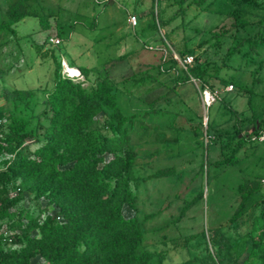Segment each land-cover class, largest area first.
I'll list each match as a JSON object with an SVG mask.
<instances>
[{
    "label": "rangeland",
    "instance_id": "1",
    "mask_svg": "<svg viewBox=\"0 0 264 264\" xmlns=\"http://www.w3.org/2000/svg\"><path fill=\"white\" fill-rule=\"evenodd\" d=\"M12 1L0 0V20L5 19L4 10ZM194 1L184 0L183 13L159 29L150 25V10L155 9L152 0H24L28 9L39 14L45 13L44 8L51 9L49 28L40 29L35 17L26 16L13 25L16 38L0 33V69L4 70L0 94L3 88L33 92L26 106L19 101L14 106L0 95L2 123L4 115L13 111L29 115L35 122L52 85L51 53L59 61L60 75L73 76L85 87L94 82L95 76L84 79L78 71L69 74L65 66L70 62L94 68L93 74L107 70L116 83L140 72L156 77L137 85L128 81L126 86L131 90L121 94L120 101L124 112L135 114L130 134L136 152L135 181L130 186L136 209L125 208L123 214L141 219L152 213L143 221L142 230L144 246L160 253L159 262L154 264H181L186 260L189 264H212L207 252L224 257L228 264L240 262L248 252L247 231L264 200L263 185L247 202L242 215L226 222L238 200L236 185L240 178L257 177L264 182V142H239L264 119V44H254L258 33L264 38V0ZM177 9L176 3L169 4L166 15ZM130 14L136 16L134 27L126 20ZM234 17L245 24L234 25ZM170 29L173 46L162 35ZM49 37L58 42L50 43ZM183 48L192 49V60L211 71L216 69V78H205V84H210L207 89L214 95L208 106L202 103L198 80L183 84L174 80L175 75H182L178 62L167 73L156 75L154 66L169 52L177 55ZM124 54L122 60L106 63L105 70L104 62ZM228 75L250 86L252 93H243L232 84L229 89V82L219 81ZM253 118L256 122L252 126ZM37 145L33 139L26 140L29 153ZM230 155L234 157L232 163L212 165ZM4 157L10 155H2L0 160ZM161 167H172L173 173L154 176ZM199 191L202 194L196 197ZM0 193L16 212L26 209L35 213L38 208L17 181H0ZM193 197L178 218L182 206ZM9 221H0V233L5 230L9 237L17 238L19 229L8 227ZM211 233L215 234L212 245L207 242ZM2 243L4 248L17 246ZM32 260L42 264L38 257Z\"/></svg>",
    "mask_w": 264,
    "mask_h": 264
},
{
    "label": "trees",
    "instance_id": "2",
    "mask_svg": "<svg viewBox=\"0 0 264 264\" xmlns=\"http://www.w3.org/2000/svg\"><path fill=\"white\" fill-rule=\"evenodd\" d=\"M153 1L155 9L150 10L153 19L150 25L153 27L164 28L176 15L183 13L181 4L184 0H172L166 5H162L166 0ZM202 1L194 2L200 4ZM172 3L177 4V11L166 15V8ZM44 11L39 14L28 9L24 0H13L4 10L5 19L0 20V33L15 37L14 23L26 16L35 17L40 29H48L47 17L51 9L44 8ZM244 24L243 19L234 17V25ZM170 32L171 29L162 35L173 46ZM258 35L255 46L264 44V38ZM187 55H192V49L183 48L177 52L179 59ZM51 56L52 85L42 99L43 109L35 122L32 123L31 116L15 111L7 112L4 122L0 121V156L10 155L0 160V181H17L18 186L38 204L35 213L26 209L16 212L11 210L12 203L0 193V221L8 219V227L19 229V236L9 237V241L0 233L2 242L17 244L4 248L0 241V264H38L33 262L34 257H38L42 264L158 263L160 253L143 244L142 223L152 213L141 219L123 214L125 208L136 209V196L130 186L135 181L136 152L130 137L135 114L124 112L120 106L121 94L131 90L126 86L128 81L137 85L146 78L156 77L148 73L143 76L140 72L139 75L123 77L118 83L113 82L105 64L122 60L125 54L104 62L106 71L97 74H93L94 68L75 66L70 62L69 66H75L84 79L95 76L94 82L85 87L71 77L61 76L59 61L52 53ZM176 65L177 61L169 52L158 66H154L156 75L165 74ZM180 69L182 75H175L174 80L181 84L190 82V77L198 80V92L205 86L210 87L205 84V78L217 77L216 69L211 71L210 67L194 59ZM3 73L4 70L0 69V78ZM219 81L222 84L229 82L248 95L252 93L250 86L246 87L232 75L219 78ZM0 95L5 100L10 99L14 106L18 101L26 106L33 92L3 88ZM1 116L0 112V119ZM255 122L254 118L250 121L252 126ZM263 127L264 119H261L255 129L240 137L239 142L259 143L255 136ZM27 139L38 143L30 153L26 150ZM233 161L234 157L230 155L212 165ZM207 163L206 160L205 170ZM172 173V167H161L153 175L162 177ZM261 186V179L257 177L240 178L236 185L238 200L226 219L227 223L242 215L247 202ZM201 194L199 191L196 197ZM196 197L182 206L178 218ZM200 235L205 236L203 231ZM214 236L211 233L208 237L210 245L215 242ZM247 238V256L238 263L233 261L234 264H264V200L247 231ZM206 257L212 264H228L224 257H217L214 253L207 252ZM189 262L186 260L181 264Z\"/></svg>",
    "mask_w": 264,
    "mask_h": 264
},
{
    "label": "built area",
    "instance_id": "3",
    "mask_svg": "<svg viewBox=\"0 0 264 264\" xmlns=\"http://www.w3.org/2000/svg\"><path fill=\"white\" fill-rule=\"evenodd\" d=\"M126 20H127V22L129 23V25L131 27H134L135 26V24H136V16L135 15H133V14L128 15L127 18H126ZM48 41L50 43H56V42H58V39L57 38H51V37H49L48 38ZM172 58L175 59L178 62V64L180 65V67L182 69H184L185 68V65L189 64L191 62V60H192L191 55H187L183 59H179V57L177 55H174L173 54L172 55ZM190 80L192 82H195V79H193L191 77H190ZM228 88L230 89L231 88V85H228ZM199 94H200V97H201V100H202V103H203L204 106L210 105L211 102L214 100V95H212L211 92H209V90L207 89L206 86L203 89L199 90ZM255 139L257 141H259V142H264V127L259 130L257 136H255ZM261 183H262V185H264L263 180H261ZM1 233H2V236L4 238H6L7 241L10 240L7 231L4 230Z\"/></svg>",
    "mask_w": 264,
    "mask_h": 264
},
{
    "label": "bare ground",
    "instance_id": "4",
    "mask_svg": "<svg viewBox=\"0 0 264 264\" xmlns=\"http://www.w3.org/2000/svg\"><path fill=\"white\" fill-rule=\"evenodd\" d=\"M65 69H66L65 71H67L69 74H76V72H77V70L75 68L70 67V66H65ZM71 77H73V76H71Z\"/></svg>",
    "mask_w": 264,
    "mask_h": 264
},
{
    "label": "crops",
    "instance_id": "5",
    "mask_svg": "<svg viewBox=\"0 0 264 264\" xmlns=\"http://www.w3.org/2000/svg\"><path fill=\"white\" fill-rule=\"evenodd\" d=\"M70 67H73V68H75L76 69V67L75 66H70ZM77 70V69H76Z\"/></svg>",
    "mask_w": 264,
    "mask_h": 264
},
{
    "label": "clouds",
    "instance_id": "6",
    "mask_svg": "<svg viewBox=\"0 0 264 264\" xmlns=\"http://www.w3.org/2000/svg\"><path fill=\"white\" fill-rule=\"evenodd\" d=\"M69 77V76H68Z\"/></svg>",
    "mask_w": 264,
    "mask_h": 264
}]
</instances>
